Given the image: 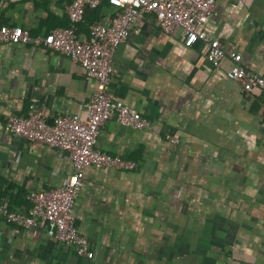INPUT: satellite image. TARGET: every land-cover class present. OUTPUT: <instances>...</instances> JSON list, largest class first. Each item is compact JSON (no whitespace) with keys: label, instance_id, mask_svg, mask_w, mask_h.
I'll use <instances>...</instances> for the list:
<instances>
[{"label":"crops","instance_id":"crops-1","mask_svg":"<svg viewBox=\"0 0 264 264\" xmlns=\"http://www.w3.org/2000/svg\"><path fill=\"white\" fill-rule=\"evenodd\" d=\"M74 0H0V27L44 37L71 25ZM118 9L101 0L77 25L81 40ZM224 46L210 64L205 44L186 47L146 15L116 50L111 92L150 122L135 130L116 118L96 147L134 162L133 171L87 167L76 226L95 258H79L40 225L0 216V264H264V94L234 81L231 55L264 77V0H217L203 26ZM96 82L67 56L32 45L0 46V204L27 213L28 195L62 187L73 173L66 152L5 128L10 116L41 109L49 122L83 114ZM168 137L179 142L172 143Z\"/></svg>","mask_w":264,"mask_h":264},{"label":"built area","instance_id":"built-area-1","mask_svg":"<svg viewBox=\"0 0 264 264\" xmlns=\"http://www.w3.org/2000/svg\"><path fill=\"white\" fill-rule=\"evenodd\" d=\"M118 9L116 16L106 24H94L89 36L81 40L76 32L87 8H97L101 0H74L68 7L71 25L57 28L44 37H33L21 27H0L1 45H32L67 56L80 65L88 77L96 82V89L85 105L83 114L59 115L49 122L43 111L33 107L27 115L10 116L5 124L9 133L29 142L47 145L66 152L73 173L62 187L36 191L28 195L32 207L27 213L9 212L0 204V216L7 222L29 230L40 225L65 247L74 250L84 260L92 261L95 252L90 239L76 226V200L80 193L84 169L87 167L113 168L133 171L137 165L122 157L111 156L99 150L98 136L110 119L127 128L145 130L150 122L139 112L111 92L113 65L117 48L132 33L135 25L146 15L154 17L157 26L166 34L180 28L186 47L196 42L205 44L208 62L219 66L227 54L223 44L211 38L203 26L216 13L217 0H108ZM231 78L247 93L264 94V77L242 64L240 54L231 55ZM172 143L179 140L168 137Z\"/></svg>","mask_w":264,"mask_h":264}]
</instances>
